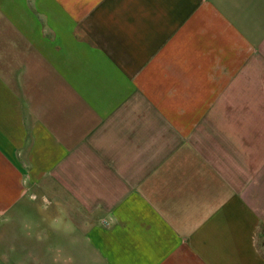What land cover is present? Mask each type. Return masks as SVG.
I'll return each instance as SVG.
<instances>
[{"label": "crops", "instance_id": "0c3cea01", "mask_svg": "<svg viewBox=\"0 0 264 264\" xmlns=\"http://www.w3.org/2000/svg\"><path fill=\"white\" fill-rule=\"evenodd\" d=\"M0 264H264V0H0Z\"/></svg>", "mask_w": 264, "mask_h": 264}]
</instances>
